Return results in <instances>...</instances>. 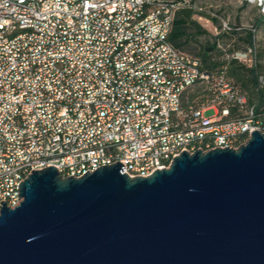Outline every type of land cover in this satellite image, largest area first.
Returning a JSON list of instances; mask_svg holds the SVG:
<instances>
[{"label": "built area", "instance_id": "1", "mask_svg": "<svg viewBox=\"0 0 264 264\" xmlns=\"http://www.w3.org/2000/svg\"><path fill=\"white\" fill-rule=\"evenodd\" d=\"M179 1L0 0L5 206L19 205L18 184L38 162L61 178L115 162L128 177L145 178L182 151L237 149L251 124L264 135V114L223 77L211 85L213 99L182 109L183 93L211 75L167 40ZM248 2L264 15V1ZM256 48L230 59L253 67Z\"/></svg>", "mask_w": 264, "mask_h": 264}, {"label": "water", "instance_id": "2", "mask_svg": "<svg viewBox=\"0 0 264 264\" xmlns=\"http://www.w3.org/2000/svg\"><path fill=\"white\" fill-rule=\"evenodd\" d=\"M122 171L31 170L0 209V264H264V135Z\"/></svg>", "mask_w": 264, "mask_h": 264}, {"label": "trees", "instance_id": "3", "mask_svg": "<svg viewBox=\"0 0 264 264\" xmlns=\"http://www.w3.org/2000/svg\"><path fill=\"white\" fill-rule=\"evenodd\" d=\"M179 3L168 34V42L176 50L184 53L183 50L189 48L190 45H195L202 37L213 40L212 44L206 43L199 46L196 56H191L199 61L203 71L211 75L210 80L199 83L183 93L182 109L188 112V107L199 108L201 104L213 99L211 85L215 78L223 77L238 93L245 97L248 106L253 107L255 115L264 114V52L258 51L257 47L258 62L248 68L234 59H228V54H232L234 51L232 49L225 50L218 44L219 40L235 38L244 44V49L256 43L258 28L264 27V15L259 16L254 24L247 28L227 23L228 30H222L220 27L216 35H210L195 19V16L200 18L203 11L195 10L192 5H187L182 0ZM203 16L213 22L217 21L216 17H212L210 14ZM260 78L262 79L260 80ZM229 108L233 113L235 107L229 106Z\"/></svg>", "mask_w": 264, "mask_h": 264}, {"label": "rangeland", "instance_id": "4", "mask_svg": "<svg viewBox=\"0 0 264 264\" xmlns=\"http://www.w3.org/2000/svg\"><path fill=\"white\" fill-rule=\"evenodd\" d=\"M187 5H192L195 10L203 11V15L216 17L217 21L213 22L200 15V18L195 16L197 23L210 35H216L223 23H230L240 28H247L253 25L255 20L262 15V8L257 3H250L248 0H182ZM206 43H213V40L208 37H202L195 45H190L189 48L183 50L184 53L190 56H196L199 46ZM218 44L225 50L232 49L235 51L243 50L244 44L233 39L219 40ZM256 44L258 51L264 52V27L258 28L256 34ZM228 54L227 58L230 59ZM226 58V57H225ZM262 61V60H260ZM211 113H207L210 115Z\"/></svg>", "mask_w": 264, "mask_h": 264}, {"label": "bare ground", "instance_id": "5", "mask_svg": "<svg viewBox=\"0 0 264 264\" xmlns=\"http://www.w3.org/2000/svg\"><path fill=\"white\" fill-rule=\"evenodd\" d=\"M255 1V0H251ZM263 2L264 0H257ZM251 131H257L261 132V124H251V128H243L241 132V142H247L250 138ZM42 168H45V162H38L37 163V170H41ZM2 204L4 202L0 203V209L2 207Z\"/></svg>", "mask_w": 264, "mask_h": 264}]
</instances>
